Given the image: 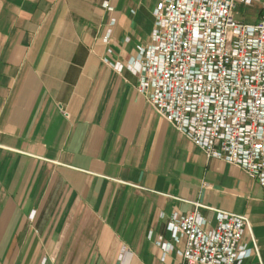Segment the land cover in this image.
I'll return each mask as SVG.
<instances>
[{"label":"crops","instance_id":"1","mask_svg":"<svg viewBox=\"0 0 264 264\" xmlns=\"http://www.w3.org/2000/svg\"><path fill=\"white\" fill-rule=\"evenodd\" d=\"M156 2L0 0V264H182L183 241L161 259L156 240L195 203L209 227V207L246 214L256 250L242 264H264V186L206 158L136 89L127 64ZM233 16L259 22L264 0Z\"/></svg>","mask_w":264,"mask_h":264},{"label":"built area","instance_id":"2","mask_svg":"<svg viewBox=\"0 0 264 264\" xmlns=\"http://www.w3.org/2000/svg\"><path fill=\"white\" fill-rule=\"evenodd\" d=\"M237 2L251 0H157L151 42L136 45L127 67L151 108L206 158L240 167L264 186V16L238 21ZM102 40L110 43V30ZM199 206L168 217L172 242L157 237L161 259L183 241L182 264H242L256 250L242 243L251 234L248 216L209 207L216 220L209 227Z\"/></svg>","mask_w":264,"mask_h":264},{"label":"rangeland","instance_id":"3","mask_svg":"<svg viewBox=\"0 0 264 264\" xmlns=\"http://www.w3.org/2000/svg\"><path fill=\"white\" fill-rule=\"evenodd\" d=\"M45 260V259H42V261Z\"/></svg>","mask_w":264,"mask_h":264}]
</instances>
